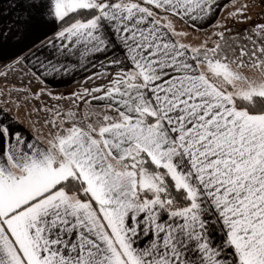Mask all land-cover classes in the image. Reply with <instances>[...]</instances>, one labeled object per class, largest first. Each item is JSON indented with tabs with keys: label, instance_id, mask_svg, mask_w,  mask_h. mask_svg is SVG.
Instances as JSON below:
<instances>
[{
	"label": "snow or ice",
	"instance_id": "snow-or-ice-1",
	"mask_svg": "<svg viewBox=\"0 0 264 264\" xmlns=\"http://www.w3.org/2000/svg\"><path fill=\"white\" fill-rule=\"evenodd\" d=\"M220 7L0 0V264H264V0Z\"/></svg>",
	"mask_w": 264,
	"mask_h": 264
},
{
	"label": "crops",
	"instance_id": "crops-1",
	"mask_svg": "<svg viewBox=\"0 0 264 264\" xmlns=\"http://www.w3.org/2000/svg\"><path fill=\"white\" fill-rule=\"evenodd\" d=\"M238 0H219V3L221 5V7L217 10L216 16L213 18V21L209 22V23H214L215 20H220L222 21L224 19V17H222V13L224 11V9L226 7H228V5H233L234 3H237ZM234 7H232L231 9H233ZM229 9L227 11V13L225 14V17L228 15V13L230 12ZM9 14H6L4 16V23H8L10 20L14 19L15 13L11 12V10H6ZM180 25H178L179 27ZM206 30H210L211 28L208 27V25L205 26ZM186 30V29H184ZM203 33V32H201ZM91 69H89L88 71H79L77 73L74 74L73 77H66L63 81L58 82L55 87L57 91H62V90H71L74 89L75 87H79L81 85H84V78L90 73ZM88 86V85H87ZM21 119H24L23 113H21Z\"/></svg>",
	"mask_w": 264,
	"mask_h": 264
},
{
	"label": "rangeland",
	"instance_id": "rangeland-1",
	"mask_svg": "<svg viewBox=\"0 0 264 264\" xmlns=\"http://www.w3.org/2000/svg\"><path fill=\"white\" fill-rule=\"evenodd\" d=\"M239 2H242V0H239ZM236 6H238V2L236 3ZM234 10V8L233 9H231L230 10V12L231 11H233ZM255 11H259V8L257 7L256 9H255ZM253 18H255V17H253ZM222 22H228V15L226 16V17H224V19L222 20ZM186 30L185 31H190V29H188V28H185ZM208 32H211V29L210 30H208ZM205 38V36H204V34L203 33H201V32H199V33H193L192 34V37H191V39H193V40H201V39H204ZM249 75H251V73H249ZM82 86V85H81ZM81 86H79V87H75L74 89H71V90H62L61 92H71V91H73V90H76V89H78V88H80ZM84 86H87V85H84Z\"/></svg>",
	"mask_w": 264,
	"mask_h": 264
},
{
	"label": "trees",
	"instance_id": "trees-1",
	"mask_svg": "<svg viewBox=\"0 0 264 264\" xmlns=\"http://www.w3.org/2000/svg\"><path fill=\"white\" fill-rule=\"evenodd\" d=\"M234 5H236V3H234L233 5H228V7H226L222 13V17H225V14L227 13V11L229 9H231L232 7H234Z\"/></svg>",
	"mask_w": 264,
	"mask_h": 264
}]
</instances>
